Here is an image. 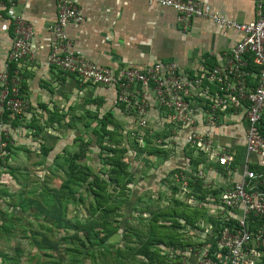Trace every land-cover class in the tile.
Returning a JSON list of instances; mask_svg holds the SVG:
<instances>
[{
	"label": "built area",
	"instance_id": "1",
	"mask_svg": "<svg viewBox=\"0 0 264 264\" xmlns=\"http://www.w3.org/2000/svg\"><path fill=\"white\" fill-rule=\"evenodd\" d=\"M56 1L57 17L49 24L53 42L48 63L75 74L83 83L114 86L117 93L114 104H124L135 116L138 128L148 124V109L154 100L176 126L177 133L182 134V137L177 134L159 138L157 142L166 141L177 149L191 151L193 158L200 159L193 167L186 158V167L176 171L178 192L183 198L191 191L190 184L198 180L203 182V188L214 189L205 169L207 161L217 162L227 174L237 176L228 188L217 190V195L207 193L204 199L194 197L189 203L210 208L223 223L215 252L217 264H257L263 255L264 222L255 230L250 228V223L264 218V171L254 168L264 167V0L257 2L255 19L246 22L228 18L199 0H144L174 9L177 22L184 29L190 28L194 19H209L241 33V39L224 63L193 75L182 70L174 60L159 61L144 68L125 67L115 72L88 59L74 48L67 33V27L82 22L84 15L74 0ZM17 2L0 0V10L6 12L14 31L5 67L0 70V173L11 154L8 146L13 119L25 114L29 106L20 90L19 75H12V65L31 62L34 58L31 46L34 26L16 12ZM138 86L143 88L141 93L137 91ZM239 112L246 121V157L237 165L235 154L227 146H219L214 129L224 124L231 113ZM6 113L10 117L7 120ZM138 128L131 130L132 135L138 134ZM206 228L202 233L210 236L213 229ZM210 247L206 243L201 248L190 247L184 253L179 252L182 264H215Z\"/></svg>",
	"mask_w": 264,
	"mask_h": 264
},
{
	"label": "crops",
	"instance_id": "2",
	"mask_svg": "<svg viewBox=\"0 0 264 264\" xmlns=\"http://www.w3.org/2000/svg\"><path fill=\"white\" fill-rule=\"evenodd\" d=\"M74 1L84 15L82 22L72 23L67 27L74 48L88 59L110 67L115 72L125 67L144 68L159 61L174 60L190 75L203 74L212 67L224 63L242 36L239 31L227 29L209 19H194L191 27L184 29L177 22V13L174 9L144 0ZM199 1L210 4L226 17L241 22L255 19L257 13L258 0ZM15 10L30 20L34 26V36L31 39L34 58L31 62L12 65L13 73L19 75L20 83L21 81L27 83L24 98L27 99L29 106L25 114L19 115L17 123L11 125L9 137L11 154L3 163L2 173L9 169L7 166L10 163L11 166L13 161L19 164L15 172H20V169L25 167L24 164L34 162V159L41 162L42 157L47 163L54 164L58 162L55 161L57 155L69 152L66 147H72V144L68 143L66 135L62 132L64 140L58 144L61 137L58 139L47 158L40 155L39 143L33 137V128L26 126V123L33 117L48 116L46 107L59 109L66 117L84 115L89 99H101L102 112L111 111L125 133L130 134L131 130L138 128L133 113L126 107L122 108L121 104H114L117 94L114 86L83 83L75 74L67 73L48 63L47 58L53 42L49 24L57 17L56 0H18ZM13 35V24L6 12L1 9L0 70L5 67ZM142 90L143 88L138 86L137 91L141 93ZM91 107L96 108L95 105ZM224 122L214 129V133L219 146H227L235 157L242 152L236 158V164L239 165L246 157L245 118L242 112L231 113ZM175 127L169 122L165 112L152 100L148 109V124L138 128L141 135L146 134L152 138V145L162 144L161 148L171 150L169 156L165 154L150 156L162 165L160 168L162 171L156 174L154 181L158 194L166 197L172 195V185H179L176 171L179 167L184 165L186 167L187 155L185 150L177 149L166 141L158 143L157 140L177 134L182 137ZM58 131L59 128L52 132L60 136ZM78 132L80 133V130ZM139 137V141L145 144L144 136ZM205 169L213 181L211 185L214 186L215 195L219 190L228 188L231 180L237 177L227 174L223 166L214 161H207ZM145 190L152 191L151 188ZM177 194L183 198L182 194L179 192ZM210 213L215 214L213 210H210ZM204 226L208 230L213 229L211 222L209 225L206 222Z\"/></svg>",
	"mask_w": 264,
	"mask_h": 264
},
{
	"label": "trees",
	"instance_id": "3",
	"mask_svg": "<svg viewBox=\"0 0 264 264\" xmlns=\"http://www.w3.org/2000/svg\"><path fill=\"white\" fill-rule=\"evenodd\" d=\"M11 72L13 75V69ZM255 72L258 70L255 69ZM20 90L24 96L27 92V83L21 81ZM91 105H95L96 108H92ZM102 106L101 99H89L84 115L68 117L61 114L59 109L46 107L48 116L33 117L26 123V126L33 128V137L38 141L39 153L44 158H47L60 138L53 133L54 130L80 125L82 129L90 130L91 134L96 135L99 158L102 161L99 171H95L89 163L80 161L87 157V152H92L90 145L93 140L90 138L84 145V148L87 146L86 149L56 156L55 161L58 160L57 164L60 165L56 170H59L63 177L58 188L44 187L39 193L36 192V199L34 197L26 198V202L18 201L17 206L22 211L31 209L32 213L43 215L46 222L39 223V228L30 229L35 237H40V242L37 243L40 255L35 264H84L88 260L92 264H182L183 258L179 252L184 253L190 247L201 248L206 243L210 244L209 253L217 264L215 252L218 249V235L223 223L209 217L207 222H211L213 232L210 236L200 235V232L205 231L203 218L208 210L189 203L191 198L204 199L207 193L216 194V191L204 189L202 181L192 183L191 192L184 198L177 194L180 184L172 185V195L165 196L169 204L151 211L149 217L145 211L137 210V207H134L131 214L126 211V208L132 205V186L137 182L136 172L133 171L130 161L126 160L131 147L127 145L125 139L127 136L120 128L118 119L111 111L103 113ZM121 107L124 108L125 105L121 104ZM9 118V113H6L5 119ZM19 118L20 116H16L13 119V125ZM139 135L144 136L145 144L137 140L140 139ZM135 137L137 138L134 150L146 149L147 156L158 154L169 156L171 153L170 149L165 150L152 145V138L146 134L138 133ZM77 138L82 139V134ZM11 148L9 145L8 150ZM136 150L135 153L140 152ZM238 152L239 150L237 154ZM241 154L240 151L238 155ZM186 155L193 167L200 163L199 159L193 158L191 151H186ZM254 168L264 171V167ZM53 171L55 172V169ZM137 200L143 210L150 208L151 202H156V197L153 194H143L139 195ZM157 202L160 203L161 200L157 199ZM70 204H86V218L75 216L71 221L67 217ZM189 208H194V211H189ZM2 211L0 208V212ZM19 214V210L14 212L11 215L17 219L12 216L10 219L20 220L22 217ZM201 220L203 221L200 224ZM136 222L139 225L135 224ZM263 222L264 218L250 223V228L255 230ZM60 229L66 231L61 240L63 243L69 240L70 246L66 243L67 246L62 248L61 241L53 240L46 233L58 232ZM69 229L72 230L71 234L68 232ZM8 232L10 229L0 224V237ZM116 232L122 233V239L119 242L108 243V238ZM15 248L16 255L21 256L24 249ZM262 251L263 255L257 264H264V249ZM7 254L11 252H3V256H9ZM33 257L28 259L32 260ZM0 264L25 262L18 258V261L10 263L4 257H0Z\"/></svg>",
	"mask_w": 264,
	"mask_h": 264
},
{
	"label": "rangeland",
	"instance_id": "4",
	"mask_svg": "<svg viewBox=\"0 0 264 264\" xmlns=\"http://www.w3.org/2000/svg\"><path fill=\"white\" fill-rule=\"evenodd\" d=\"M78 130H80V133L78 132ZM58 132L60 133L61 137L58 144H60L64 140L62 132H64V134L66 135L65 139L68 141V143L72 144V147H66V150L69 152H73L82 148L86 149L87 146L84 148V145H86L88 139L91 138L93 140L92 144L90 145L92 152H87V157L80 161L89 163L95 171H99L100 167L102 166V161L99 158V148L97 147L98 145L95 140V134H91L90 130L82 129V126L80 125H75L71 128H61ZM131 133H125L127 136L125 137L128 142L127 145L131 147L130 151L126 155V160L130 161V163L132 164V169L136 172L138 180L136 179L137 182L133 184V190L131 189L132 207L128 206L126 208V211L131 214L132 212H134V207H137V210L145 211L147 217H149L151 211H156L162 207H166V205L169 204L164 195L158 194V190L156 188L157 184L154 181V177L156 176V174L162 171L160 170L162 165H159L158 161H156L154 158H150V156H147L146 149H135L136 151H140L139 153H135L133 147L136 146L135 138L137 137H135V135H132ZM81 134L82 139H78L77 137ZM137 140L139 141L140 139ZM15 154L17 153L15 152ZM64 154L61 153L60 155L62 156ZM40 158V161L42 160L41 162H39V160L37 159H34V162L24 164L25 167L21 168L20 172H15L19 164L18 162L14 163L13 161V164L11 166V163L7 166L9 169H6V171L1 173L0 175V195L2 196L0 197V208H2L3 210V213L0 212V224H4L10 229V232L3 234V236L0 237V257H4L5 259H7V261L9 260L10 263L15 262L16 260L18 261V258L21 259L22 262H25V264H35L37 262L40 255V250L37 243L40 242V237H35L30 229L34 230L36 228H39V223H46L43 215H36L34 214V212L32 213L31 209L22 211L21 208L17 206L18 201L26 202V198L28 199L34 197L36 199V194L41 191V188H58L62 181L61 172L59 170H56L57 167L60 168V165L57 164L58 162L49 164L47 163L46 159H42V157ZM10 168H12L13 170H10ZM54 169L55 172L53 171ZM145 188H151L152 191H146ZM152 193L156 197V202H151L152 204L150 208H144L143 210H141L142 206L137 200L138 196L143 194L151 195ZM157 199H160L161 202L158 203ZM205 208H207L208 210L207 215L203 218L204 221H200V224L203 221L204 225L206 224L207 220H209V217L215 218V214L210 213V208ZM193 209L194 208H189V211H194ZM18 210L20 212L19 215L22 218L20 220L12 221L10 218H17L12 216L11 214ZM75 216L81 217V219L86 218V204H70L67 217L70 218L71 221H73ZM48 222L49 225H51L50 221ZM135 224L139 225L137 222ZM207 224L209 225L208 222ZM122 231L123 229H121V232ZM68 232L69 234H71L72 230L69 229ZM46 233L53 240L61 241L62 248L66 247L67 245H71L70 243H68L69 240L65 241L64 243L61 240L62 236L66 233L65 230L61 231L60 229V231H56L54 233L46 231ZM202 234L203 233H201L200 235ZM15 247H21L24 249V252L23 254H21V256H19L18 254L16 255ZM5 251L11 252V254H7L9 256L5 257L3 256V252ZM32 256H34L32 260H29L28 258H31ZM84 264L92 263L90 260H88L84 262Z\"/></svg>",
	"mask_w": 264,
	"mask_h": 264
},
{
	"label": "water",
	"instance_id": "5",
	"mask_svg": "<svg viewBox=\"0 0 264 264\" xmlns=\"http://www.w3.org/2000/svg\"><path fill=\"white\" fill-rule=\"evenodd\" d=\"M121 239H122V233L116 232L108 238L107 242L108 243H115V242H119Z\"/></svg>",
	"mask_w": 264,
	"mask_h": 264
}]
</instances>
